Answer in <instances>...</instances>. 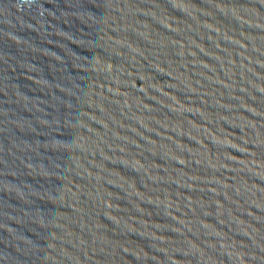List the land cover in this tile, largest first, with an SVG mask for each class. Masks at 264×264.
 I'll use <instances>...</instances> for the list:
<instances>
[{
    "label": "water",
    "instance_id": "1",
    "mask_svg": "<svg viewBox=\"0 0 264 264\" xmlns=\"http://www.w3.org/2000/svg\"><path fill=\"white\" fill-rule=\"evenodd\" d=\"M0 264H264V0H0Z\"/></svg>",
    "mask_w": 264,
    "mask_h": 264
}]
</instances>
